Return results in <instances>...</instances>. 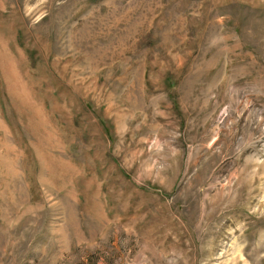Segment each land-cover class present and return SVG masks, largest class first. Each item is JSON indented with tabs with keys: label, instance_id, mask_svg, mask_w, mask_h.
Masks as SVG:
<instances>
[{
	"label": "rangeland",
	"instance_id": "374dc122",
	"mask_svg": "<svg viewBox=\"0 0 264 264\" xmlns=\"http://www.w3.org/2000/svg\"><path fill=\"white\" fill-rule=\"evenodd\" d=\"M0 264H264V0H0Z\"/></svg>",
	"mask_w": 264,
	"mask_h": 264
}]
</instances>
